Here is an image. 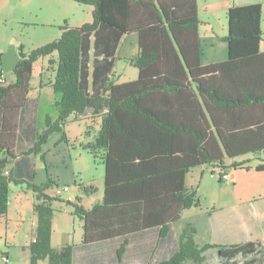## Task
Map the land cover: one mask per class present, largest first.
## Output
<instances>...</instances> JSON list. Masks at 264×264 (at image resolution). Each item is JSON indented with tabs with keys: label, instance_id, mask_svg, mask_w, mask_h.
Listing matches in <instances>:
<instances>
[{
	"label": "trees",
	"instance_id": "trees-1",
	"mask_svg": "<svg viewBox=\"0 0 264 264\" xmlns=\"http://www.w3.org/2000/svg\"><path fill=\"white\" fill-rule=\"evenodd\" d=\"M76 1L92 7L91 23H65L57 40L19 54L13 82L0 83V218L6 215L10 185L34 193L37 224L27 247L30 264L44 259L72 264V246L55 251L50 244V204L62 201L46 191L57 184L50 178L34 183V158L40 157L47 172L43 146L54 133L66 142L71 115L101 117L94 143L85 149L104 167L102 201L89 211L63 201L83 221L85 244L149 228L159 229L162 238L182 222V211L197 205L194 192L185 187L192 168L235 169L254 159L259 161L254 170L264 171L260 4L227 10V59L202 65L196 0ZM132 32L139 37L133 63L138 78L113 84L109 76L119 41ZM43 58H49V67L55 65L56 117L46 116L40 124L36 101L28 94L33 65ZM245 156L249 159L225 165ZM195 236L194 224L183 222L177 249L157 264H202L209 249L221 264H264L260 243L199 246Z\"/></svg>",
	"mask_w": 264,
	"mask_h": 264
},
{
	"label": "crops",
	"instance_id": "crops-1",
	"mask_svg": "<svg viewBox=\"0 0 264 264\" xmlns=\"http://www.w3.org/2000/svg\"><path fill=\"white\" fill-rule=\"evenodd\" d=\"M256 3L261 5L262 17H264V0H196L197 14L199 19V46L201 51L202 65H210L225 61L228 56V46L224 41V38L227 34V21L226 26L224 25L222 27L221 25L220 31H217L216 25L214 24L215 15L219 13L221 14V16L223 14V16L226 17L227 10L232 6H245ZM260 27L261 30H263L262 22L260 24ZM259 48L260 52H264V37H262L261 39ZM138 55V34L136 32H132L123 35L117 47L114 66L112 73L109 76V80H111L113 84H124L135 81L138 78V70L134 67L133 63L138 58ZM52 58H55V55H53ZM48 59L49 58L40 59L33 65L30 81V91L28 94L29 98L36 101L38 120L40 124H42L41 119L43 122V119L46 116H49L52 119H55L56 117V113L53 108L55 99L52 93L51 85L50 87H47L42 84V78L40 80L39 75V83L36 84L37 88L35 89V95L31 94L35 66L37 64H40L44 68L46 61L48 64ZM15 64L12 65V70ZM43 68L42 73L44 72ZM0 79H3V77L1 76ZM4 82L8 84L12 83L5 80ZM44 97L47 98V105H52L54 117L51 115V113L43 114V116L41 115ZM88 117H92V115L87 114L86 116L79 117L77 119H75V117L71 115L68 118L67 123L73 121L72 118H74L76 121H80V119H86ZM94 117L97 118L101 123V117ZM61 142L62 141L60 138V140L53 145L52 150L58 148ZM65 143L67 144V142ZM46 144L43 146V153L45 154V164L48 170L47 172L45 171V165L40 160V157H35L34 183L36 185L42 184L46 182L47 178H50V180L57 184V186L61 184L62 186L66 185L69 187L73 184V186L77 187L74 188V190L71 191L67 196L60 198L62 202L53 201L51 203V208L53 209V217L51 222L50 244L53 250L58 251L63 247L72 246V264H157L170 258L173 251L178 247V236L181 232V229L178 233L173 230V227L175 225L170 226L168 229H166L163 233L162 238H159V229L149 228L139 232H135L126 237H118L106 241L85 244L83 242V221L80 220L76 215H74L73 206L66 205L63 201H68L85 211H89L95 205L101 203L103 198V191L100 197L94 198L93 194L95 191L92 192V189H90V187L93 186L92 184H89L88 186H86L89 187V193L83 194L80 188L81 185H76L75 183L76 181L74 180L73 172L71 173L70 179L60 183V178L55 173H49L51 170H54L56 161L55 157H50L51 149L47 150L45 148ZM245 159L248 160L249 157L245 156L234 160H226L225 165H230L233 161H241ZM253 162H258L256 165L259 164V161L251 160L244 166L237 167L235 169H226V171H228L230 174L231 182L234 184L238 183L241 180L240 174L243 170L246 171L247 168H249V171L246 172H249L247 174H250L252 172L251 165ZM256 165H252L253 169ZM10 167L11 166H9V168ZM207 168L210 170V173L211 171L215 172V170L218 169L216 167ZM254 175H258V177H261L259 178L260 180H264V171L256 172L254 170ZM19 187L23 186L21 185ZM262 200L264 201V198ZM34 203L35 200L34 202H32V205ZM253 203H256V201L246 203V206L245 204L239 205V207H241L242 209L235 208L234 211H229V209L225 210V213L223 212L224 214L220 218H215L214 220H212V218L208 220L207 218L209 216H207L206 218L204 214L200 213L199 217L204 219L203 222L198 224L200 228H198L197 224H195L192 220H185L183 212L187 210L182 211L181 221L191 222L194 224L196 228L195 241L199 246L205 244L235 245L244 242H256L260 243L264 248V204L260 206H252L250 207V210L246 208L248 204ZM36 224L37 219L32 212L31 206V217L26 226V239L24 240V242L19 245L5 242L3 244L4 246L1 254L7 257V259L9 260L8 264H23V257L18 256L17 254L14 256L13 254L17 251H20L23 254V249L24 252L28 253V257H26V262L24 264H29L30 255L27 247L33 239ZM124 242H126V244L124 245V249L121 250V245H123ZM18 258L19 263L16 261L18 260ZM214 258L217 263L221 264L216 256V252ZM0 263L2 264L1 261ZM37 264H48V260H40Z\"/></svg>",
	"mask_w": 264,
	"mask_h": 264
},
{
	"label": "rangeland",
	"instance_id": "rangeland-1",
	"mask_svg": "<svg viewBox=\"0 0 264 264\" xmlns=\"http://www.w3.org/2000/svg\"><path fill=\"white\" fill-rule=\"evenodd\" d=\"M91 12V6L76 0H0V78L2 76L5 81L13 82L12 65L18 61L19 54H26L57 40L60 33L59 28L65 23L74 27L91 23ZM261 20L264 34V17ZM214 24L217 31H220L221 25L222 27L226 26V17L223 14L222 16L219 13L216 14ZM42 68L40 64L35 66L32 95H35L36 84L39 83L38 75L40 80L42 78V84L47 87H50L53 81L55 65L49 67L46 61L43 73ZM46 99L44 97L41 115L51 113L54 117L52 105H47ZM72 119L73 121L68 122L64 130L67 144L61 142L58 148L52 150L53 145L61 138V134L56 133L49 138L45 146L47 150L51 149L50 157H55L56 161L54 170L49 173H55L62 183L70 179L73 172L75 183L81 185L83 194L89 193V187L86 186L92 184L93 187L90 189L92 192L95 191L93 197H100L103 191L104 175L102 162L97 157L93 159V156L83 149L94 143L101 123L93 116L80 119V121H76V118ZM252 160L254 161V159ZM257 163L253 162L252 165ZM252 165V172L247 174L249 172L246 171H249V168L246 171L243 170L240 174L241 180L236 184L232 183L230 179L220 182V169L215 170L213 175L207 167L190 169L186 177V189L194 192V200L197 205L187 208V211L183 212L185 220H192L200 228L198 224L204 220L199 217L200 213L204 214L206 218L209 216L208 220L210 218L214 220L220 218L225 210L234 211L235 208H241L239 207L241 204L246 206V203L256 201V203L247 205L246 208L249 210L252 206L263 205L264 180H260L261 177L254 175ZM61 186L60 184L58 187ZM74 188L77 187L73 184L69 186V191L62 197L67 196ZM46 193L54 198L55 186L48 189ZM34 200V193L26 189L25 186H9L6 215L0 219V256L4 242L19 245L26 239V226L31 217V206ZM182 226L183 222L178 223L173 227V230L178 233ZM13 254L22 256L23 264L28 257V253L24 252V249L23 254L20 251ZM203 256L205 261L202 264H219L214 258L215 249L207 250ZM237 260L241 261L242 259L239 257ZM16 261L19 263V258ZM8 263L9 260L6 263L2 262V264Z\"/></svg>",
	"mask_w": 264,
	"mask_h": 264
},
{
	"label": "built area",
	"instance_id": "built-area-1",
	"mask_svg": "<svg viewBox=\"0 0 264 264\" xmlns=\"http://www.w3.org/2000/svg\"><path fill=\"white\" fill-rule=\"evenodd\" d=\"M0 83H4V80L0 79ZM220 176L223 181H228L230 179V174L228 171L221 170ZM68 191H69V187L66 185L61 187L55 186V197L62 198V195L64 193H67ZM0 260L1 262H5V263L8 261L7 257L3 254L0 256Z\"/></svg>",
	"mask_w": 264,
	"mask_h": 264
}]
</instances>
